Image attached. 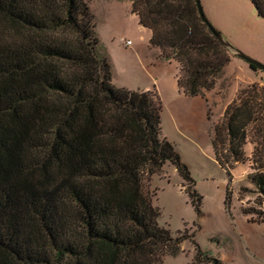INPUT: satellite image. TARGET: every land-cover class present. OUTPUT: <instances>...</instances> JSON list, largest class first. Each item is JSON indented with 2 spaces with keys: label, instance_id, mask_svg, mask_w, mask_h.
Here are the masks:
<instances>
[{
  "label": "trees",
  "instance_id": "obj_1",
  "mask_svg": "<svg viewBox=\"0 0 264 264\" xmlns=\"http://www.w3.org/2000/svg\"><path fill=\"white\" fill-rule=\"evenodd\" d=\"M129 1L152 33L150 47L180 64L179 90L211 89L230 56L197 1ZM249 1L264 19V0ZM99 46L89 0H0V264H163L164 249L177 255L194 236L162 223L145 188L146 175L171 163L202 213L190 168L163 136L161 100L114 85ZM251 90L241 89L212 124L215 159L227 171L248 158L258 115L244 97ZM257 150L249 179L264 202ZM194 244L188 264H221Z\"/></svg>",
  "mask_w": 264,
  "mask_h": 264
},
{
  "label": "rangeland",
  "instance_id": "obj_2",
  "mask_svg": "<svg viewBox=\"0 0 264 264\" xmlns=\"http://www.w3.org/2000/svg\"><path fill=\"white\" fill-rule=\"evenodd\" d=\"M200 2L212 25L230 43L264 64V19L256 14L249 0ZM89 3L97 20L99 50L109 56L114 85L139 90L148 82L152 84L154 76L143 64L147 49L136 51L126 44L128 39L139 44L142 36L138 22L131 18L130 1ZM226 51L230 62L217 76L214 86L203 90V94L188 95L170 84L164 85L159 94L150 89L162 103L163 136L175 144L203 196L202 213L198 214L171 163L146 175L145 188L155 192L153 202L161 209L160 221L168 224L173 233L180 230L194 235L180 245L177 255L164 249L163 264L191 263L197 250L195 242L221 264H264V222L257 213L264 212V202L249 179L256 171L252 161L255 147L257 156H264V71H252L248 62L227 47ZM241 89H252L244 97L254 100L258 115L248 127L247 160L227 171L215 159L212 124L222 118ZM202 264L212 262L206 260Z\"/></svg>",
  "mask_w": 264,
  "mask_h": 264
},
{
  "label": "crops",
  "instance_id": "obj_3",
  "mask_svg": "<svg viewBox=\"0 0 264 264\" xmlns=\"http://www.w3.org/2000/svg\"><path fill=\"white\" fill-rule=\"evenodd\" d=\"M130 5H131V1H130ZM131 18L132 20L138 22L140 30H142L141 40L139 41V44L136 42H132L131 44L133 46L132 50L139 51L140 49L142 50L147 49L148 56H146V58L144 59L143 64L146 71L154 76L152 84L151 83L149 84L148 82L141 89L143 90L156 89L159 94L161 91H163L164 85L170 84L173 87V89L180 91L177 84V78L180 69L179 63L173 59L165 60L160 58L159 57L160 50L157 48L150 47L149 40L152 35L150 29L140 25L137 14L132 13V10H131Z\"/></svg>",
  "mask_w": 264,
  "mask_h": 264
},
{
  "label": "water",
  "instance_id": "obj_4",
  "mask_svg": "<svg viewBox=\"0 0 264 264\" xmlns=\"http://www.w3.org/2000/svg\"><path fill=\"white\" fill-rule=\"evenodd\" d=\"M196 1L198 3L199 12H200L202 19L209 25L213 34L216 36V38L220 42H222L229 50L233 51L238 57L242 58L243 60L248 62L250 65L256 66L264 71V64L262 62L252 58L251 56L247 55L240 49L236 48L232 43H230V41L226 37H224V35L217 28H215L212 25V23L210 22V20L208 19V17L206 16L203 10L200 0H196Z\"/></svg>",
  "mask_w": 264,
  "mask_h": 264
},
{
  "label": "built area",
  "instance_id": "obj_5",
  "mask_svg": "<svg viewBox=\"0 0 264 264\" xmlns=\"http://www.w3.org/2000/svg\"><path fill=\"white\" fill-rule=\"evenodd\" d=\"M126 44H127V45H131V44H132V41H131V40H127V41H126Z\"/></svg>",
  "mask_w": 264,
  "mask_h": 264
}]
</instances>
